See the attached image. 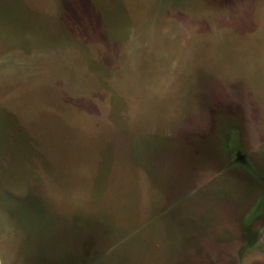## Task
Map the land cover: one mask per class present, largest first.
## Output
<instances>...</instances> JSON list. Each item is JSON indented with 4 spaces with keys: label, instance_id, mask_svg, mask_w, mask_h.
Wrapping results in <instances>:
<instances>
[{
    "label": "rangeland",
    "instance_id": "obj_1",
    "mask_svg": "<svg viewBox=\"0 0 264 264\" xmlns=\"http://www.w3.org/2000/svg\"><path fill=\"white\" fill-rule=\"evenodd\" d=\"M0 264H264V0H0Z\"/></svg>",
    "mask_w": 264,
    "mask_h": 264
},
{
    "label": "trees",
    "instance_id": "obj_2",
    "mask_svg": "<svg viewBox=\"0 0 264 264\" xmlns=\"http://www.w3.org/2000/svg\"><path fill=\"white\" fill-rule=\"evenodd\" d=\"M1 142L4 140V135L2 131V125L0 126Z\"/></svg>",
    "mask_w": 264,
    "mask_h": 264
}]
</instances>
